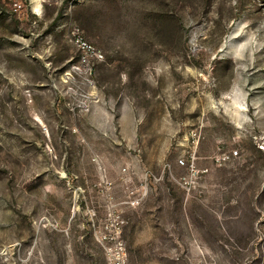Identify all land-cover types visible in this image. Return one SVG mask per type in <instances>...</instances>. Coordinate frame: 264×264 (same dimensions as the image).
Returning a JSON list of instances; mask_svg holds the SVG:
<instances>
[{"label":"rangeland","instance_id":"1","mask_svg":"<svg viewBox=\"0 0 264 264\" xmlns=\"http://www.w3.org/2000/svg\"><path fill=\"white\" fill-rule=\"evenodd\" d=\"M0 264H264V0H0Z\"/></svg>","mask_w":264,"mask_h":264},{"label":"built area","instance_id":"2","mask_svg":"<svg viewBox=\"0 0 264 264\" xmlns=\"http://www.w3.org/2000/svg\"><path fill=\"white\" fill-rule=\"evenodd\" d=\"M72 44L75 46L77 50V60L72 63L70 66V73H81L85 74L89 77V84L93 85L94 81L92 79L95 72L96 63L100 62L103 59L102 53L96 49L91 43H89L78 31L73 32L71 37ZM191 138L195 137V133H191ZM238 156L237 150L229 151L228 153H222L218 157L215 158V161L220 166L225 164L226 162L232 161ZM197 157L194 150H191L187 153L185 157H181L177 160V164L180 166H184L188 172V175L196 179L199 174H203L206 170H200L196 167ZM167 170H170V165H166ZM134 194V193H131ZM146 194L145 188H142L141 191L137 194V196H133L131 203L136 204L139 200L142 199Z\"/></svg>","mask_w":264,"mask_h":264},{"label":"bare ground","instance_id":"3","mask_svg":"<svg viewBox=\"0 0 264 264\" xmlns=\"http://www.w3.org/2000/svg\"><path fill=\"white\" fill-rule=\"evenodd\" d=\"M34 8L40 12L41 0H31Z\"/></svg>","mask_w":264,"mask_h":264}]
</instances>
